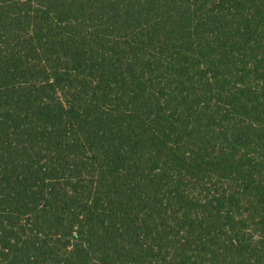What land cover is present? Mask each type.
Returning a JSON list of instances; mask_svg holds the SVG:
<instances>
[{"label": "trees", "instance_id": "obj_1", "mask_svg": "<svg viewBox=\"0 0 264 264\" xmlns=\"http://www.w3.org/2000/svg\"><path fill=\"white\" fill-rule=\"evenodd\" d=\"M0 264H264V0H0Z\"/></svg>", "mask_w": 264, "mask_h": 264}]
</instances>
